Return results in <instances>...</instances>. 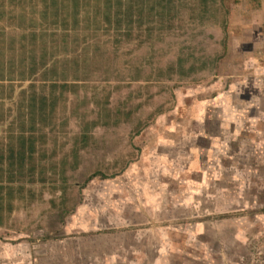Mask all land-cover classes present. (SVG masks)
Masks as SVG:
<instances>
[{
  "label": "rangeland",
  "instance_id": "1",
  "mask_svg": "<svg viewBox=\"0 0 264 264\" xmlns=\"http://www.w3.org/2000/svg\"><path fill=\"white\" fill-rule=\"evenodd\" d=\"M113 3L30 76L0 36V264H264V0Z\"/></svg>",
  "mask_w": 264,
  "mask_h": 264
},
{
  "label": "trees",
  "instance_id": "2",
  "mask_svg": "<svg viewBox=\"0 0 264 264\" xmlns=\"http://www.w3.org/2000/svg\"><path fill=\"white\" fill-rule=\"evenodd\" d=\"M67 1L68 0H0V36L6 37V27L8 25L16 30L14 31L16 33H14L10 41L8 52L18 55L19 58L14 55V58L16 57L18 60L24 59L27 61V63L25 62L23 65L25 66V73L26 70H28V76L31 75L29 52L37 53L41 48L39 45H60V50L66 52L69 48L67 46L69 43L76 47V44L80 42L81 39H83V41H89L92 26H97L100 29V26H103L106 22L109 23L111 20L110 11L112 10L114 0ZM115 2L117 5H121L122 0H115ZM64 3L67 4L65 8L63 7ZM43 5H45L44 10H42ZM5 17L7 18L6 21H4ZM26 21L29 22L26 24ZM18 35L21 36L19 37ZM5 53L6 50H4L3 54ZM6 54L10 56L9 53ZM39 59L41 60L40 62L34 63L36 69L33 70V73L36 72L38 67L49 65V63H41L45 60L42 57H39ZM11 60L12 58L9 59L10 63ZM17 66H19V64ZM21 66L20 64V67ZM34 99L35 98L32 97L30 103H33ZM19 125H21V122ZM31 129H35L34 123H32ZM21 138L24 139V137ZM7 139L8 141L10 140L9 137ZM33 145V141L28 144L30 148L35 149ZM23 164L24 162L18 165L23 166ZM12 180H14L13 176L8 182L11 183ZM2 182H0V184H2ZM13 188V186H10V189ZM4 189V186H0V191ZM9 198L12 199L11 194L6 193V195H0V225L4 224L7 217L5 212L8 211L5 205H11L13 208V202L10 203L11 201L8 200ZM9 215H11L10 212Z\"/></svg>",
  "mask_w": 264,
  "mask_h": 264
},
{
  "label": "crops",
  "instance_id": "3",
  "mask_svg": "<svg viewBox=\"0 0 264 264\" xmlns=\"http://www.w3.org/2000/svg\"><path fill=\"white\" fill-rule=\"evenodd\" d=\"M110 22H111V20H110ZM110 22L108 23V22H106V24H104L103 26H100V29L102 28V29H104L105 27H107V25H109L110 24ZM98 28V27H97ZM99 29V28H98ZM10 43V42H9ZM8 48H9V46H7L6 48H5V50H6V53H8ZM68 50H66V52H67ZM61 52H63L62 50H60V53ZM24 56V55H23ZM16 57H18V55H16ZM14 58V54H12V56H7V59L6 60H4L5 61V63H2V65L4 66L5 65V68H7V67H15V66H17L18 65V63L16 64V62H15V60L17 59V58ZM10 58H14V60H12V66H11V64H10V62H9V59ZM19 58V57H18ZM53 85H55V84H53ZM52 86V85H51ZM63 87V86H62ZM0 89H14V87H12V86H10L8 83L6 84L5 82L3 83V84H1V88ZM33 107L34 108H36V106L35 105H33ZM45 106H43V108H44ZM33 111H35L36 109H32ZM43 112V111H42ZM24 117H25V114H24ZM8 119H6V121L5 122H8L7 121ZM12 124H15V121L13 120V123ZM17 134H15L14 136H16ZM8 137H12V134H11V136L8 134ZM25 163L26 162H24V164L23 165H25ZM4 165V164H3ZM3 169V168H2ZM0 185H2V184H0ZM3 186L5 187V189L4 190H2V191H0V195H6V193L7 194H11L12 195V199H8V200H10L11 202L10 203H12L13 202V198L16 196V194H15V191H14V188L13 189H10V186L9 185H6V184H3ZM10 189V190H9ZM9 192V193H8ZM5 208H7V211L8 212H5V215H7V217H6V219L10 216L9 215V212L11 213V214H13L14 212H15V209H13L12 208V206L11 205H8V204H6L5 205ZM141 245V244H140ZM143 245H147V244H143Z\"/></svg>",
  "mask_w": 264,
  "mask_h": 264
}]
</instances>
